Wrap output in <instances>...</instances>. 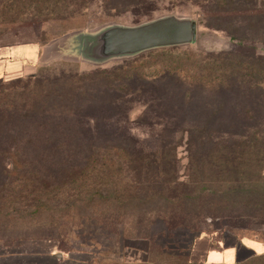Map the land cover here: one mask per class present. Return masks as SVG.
I'll use <instances>...</instances> for the list:
<instances>
[{
	"label": "trees",
	"instance_id": "16d2710c",
	"mask_svg": "<svg viewBox=\"0 0 264 264\" xmlns=\"http://www.w3.org/2000/svg\"><path fill=\"white\" fill-rule=\"evenodd\" d=\"M208 2L201 7L200 22L206 30L225 33L233 43L229 51L197 53L194 63H171L154 74L146 71L150 63L144 56L90 73L61 70L0 83V242L5 247L56 240L63 251L64 242L51 235L57 230L63 240L88 223L114 231L118 219L126 230L129 208L144 210L155 201L187 196L188 189L177 191L178 186L188 188L179 180L178 144L162 137L160 150L146 151L130 132L131 109L125 99L145 95L144 106L152 103L164 110L175 133L183 123L174 122L171 114L183 116L188 109V68L194 70L196 84L206 82L219 98V106L209 113V128L179 129L188 134L190 180L207 183V165L224 166L216 173L222 178L241 172L239 165L257 167L243 175H264V139L219 127L223 112L237 115L243 109L250 114L242 103H250L264 87V53H259L264 47V2ZM194 100L199 114L204 104ZM117 109L123 110L120 119L113 114ZM261 205L264 209V201ZM45 215L50 218L43 220ZM160 218L137 220V234L124 232L122 238L147 240L151 247L149 227ZM260 236L264 243V233ZM238 264H264V255Z\"/></svg>",
	"mask_w": 264,
	"mask_h": 264
},
{
	"label": "rangeland",
	"instance_id": "374dc122",
	"mask_svg": "<svg viewBox=\"0 0 264 264\" xmlns=\"http://www.w3.org/2000/svg\"><path fill=\"white\" fill-rule=\"evenodd\" d=\"M208 1L0 0V49L13 46H33L30 47L33 50L39 48L38 70L34 75H52L61 70L90 73L98 69H111L144 56L147 58L146 64L150 63L146 71L160 73L171 63H194L197 59L192 55L197 53L229 51L233 48L225 33L206 30L201 24V7L206 6ZM168 16L192 18L198 22L196 45L154 50L135 58L116 59L104 64H94L81 58L77 41L81 35H94L116 25L135 27ZM261 51L263 54V46ZM25 55L29 59L36 57L30 54L29 49L25 50ZM193 76L194 70L188 68L184 74L186 113L178 117L172 113L171 116L174 122L183 123L181 126L186 129L196 130L198 127L205 130L212 121L209 113L219 106V98L215 95V89L206 82L196 84ZM12 80L15 79H2L0 83ZM160 81H157L158 84ZM247 85L244 86L247 88ZM258 91L250 97V103L248 99L242 103L245 109L250 108V114L244 113L243 109L237 115L221 113V132L228 130L264 139V87ZM150 93L153 92L149 91L148 95ZM111 94L115 98L123 95ZM194 99L204 104L199 114L194 108ZM125 100L128 101L126 106L131 109L130 132L146 151L160 150L162 137L174 138V143L178 144L180 184L188 187L178 186L177 191L188 189L190 193L168 203L152 202L144 210L129 208L127 213L130 219L126 230L123 220L118 219L114 231L88 223L82 228L75 227L64 240L62 236L59 237V230L56 235L51 234L54 238L58 237L61 243L64 242L63 248L68 251H62L56 240L21 241L11 247H5L0 242V264H189L192 243L203 234L221 232L238 239L255 240L261 237L260 233H264V209L261 205L264 201V175H243L246 169L254 170L257 167L239 165L237 169L241 172L222 178L216 173L224 166L207 165L205 169L212 174H208L207 183L192 182L190 176L193 170L186 151V130H179L180 126L173 133L172 126L167 123L169 120L164 118L166 112L152 103L144 106L147 99L141 93L128 96ZM116 112L113 113L115 118L120 119L123 110L117 109ZM260 119L263 120L262 127L257 125ZM245 126L247 128H243ZM156 214H160L161 218L149 227L151 247L147 240L122 238L124 232L137 234V220L144 217L153 221ZM49 218L48 215L42 216L43 220Z\"/></svg>",
	"mask_w": 264,
	"mask_h": 264
},
{
	"label": "water",
	"instance_id": "95a60500",
	"mask_svg": "<svg viewBox=\"0 0 264 264\" xmlns=\"http://www.w3.org/2000/svg\"><path fill=\"white\" fill-rule=\"evenodd\" d=\"M197 40L198 22L176 16L135 27L116 25L94 35L77 37L82 60L94 64L135 58L154 50L194 46Z\"/></svg>",
	"mask_w": 264,
	"mask_h": 264
},
{
	"label": "crops",
	"instance_id": "0c3cea01",
	"mask_svg": "<svg viewBox=\"0 0 264 264\" xmlns=\"http://www.w3.org/2000/svg\"><path fill=\"white\" fill-rule=\"evenodd\" d=\"M264 1V0H261ZM13 46L0 49V80L34 75L38 70L39 48ZM262 48V47H261ZM259 48V53H262ZM29 49L35 59H29ZM264 255V243L250 238L226 236L221 232L203 234L194 239L189 253L191 264H238L252 257Z\"/></svg>",
	"mask_w": 264,
	"mask_h": 264
}]
</instances>
